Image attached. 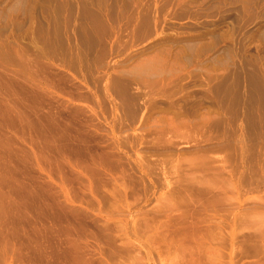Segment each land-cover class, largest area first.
<instances>
[{"label": "rangeland", "instance_id": "rangeland-1", "mask_svg": "<svg viewBox=\"0 0 264 264\" xmlns=\"http://www.w3.org/2000/svg\"><path fill=\"white\" fill-rule=\"evenodd\" d=\"M7 91L64 208L0 264H264V0H0Z\"/></svg>", "mask_w": 264, "mask_h": 264}, {"label": "bare ground", "instance_id": "bare-ground-1", "mask_svg": "<svg viewBox=\"0 0 264 264\" xmlns=\"http://www.w3.org/2000/svg\"><path fill=\"white\" fill-rule=\"evenodd\" d=\"M28 124V113L22 102H17L9 91L0 93V235H4L5 238L4 248L10 249L12 254L20 249L13 246L10 240L16 241L26 235L29 208L22 201L31 198L42 202L43 197L56 208H64L53 193H48L46 197L36 193L35 190L39 187L50 192L47 185H43L35 178L33 184L29 185L21 174L16 173L13 164L14 161L18 162L17 158L21 159V164L24 165H28L32 159L38 164L37 154L40 151L32 138ZM19 144L26 146L28 144L29 153ZM14 222L18 225L14 228L17 233L9 235L8 231H11ZM49 253L43 252L46 264H52V254Z\"/></svg>", "mask_w": 264, "mask_h": 264}]
</instances>
